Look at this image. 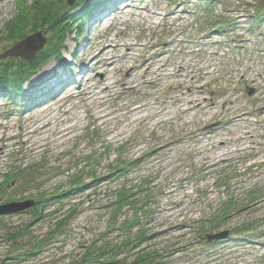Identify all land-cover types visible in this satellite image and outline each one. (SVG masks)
<instances>
[{"label":"rangeland","instance_id":"rangeland-1","mask_svg":"<svg viewBox=\"0 0 264 264\" xmlns=\"http://www.w3.org/2000/svg\"><path fill=\"white\" fill-rule=\"evenodd\" d=\"M35 1L0 2V56L38 33L45 38L41 52L59 40L54 28L35 32L33 22L22 28L26 37H11L7 26L20 4L30 11ZM62 1L69 11L81 2L70 8ZM84 6L73 11L62 60L43 66L18 103L0 92V207L33 203L1 213L0 233L26 230L21 250L46 241L42 253L20 264H77L103 249L109 264H134L138 256H145L141 264H264V0ZM107 47L116 57L110 88L80 96L87 74L103 76L93 71L92 57ZM162 52L153 69L165 65L167 77L143 82L146 67L131 77L132 66L159 61ZM138 107L139 115L130 113ZM41 118L45 128L25 144V127ZM222 140L232 150L251 149L203 165ZM92 175L102 180L95 185ZM79 181L83 194L48 201ZM120 196L127 202L120 205ZM217 235L224 238L207 242ZM8 245L4 237L0 260Z\"/></svg>","mask_w":264,"mask_h":264},{"label":"trees","instance_id":"trees-1","mask_svg":"<svg viewBox=\"0 0 264 264\" xmlns=\"http://www.w3.org/2000/svg\"><path fill=\"white\" fill-rule=\"evenodd\" d=\"M90 1L91 0H81V2L74 9H70V11L68 10L67 6H64V2L62 0H50V1L37 0L31 4V7H29L28 5L30 11H28V8L25 2L23 4H20V7L22 8L21 13L16 18L15 21L9 23L7 26V29L10 32V35L12 38H17L19 40V39L26 37L23 35L24 32L22 28L27 27L30 23L33 22V24L37 28L36 30H34L35 32L46 31L50 28H54L55 32H54L53 38L56 37L59 40L55 44L52 43L50 48L47 51L45 50L41 52L32 63H26V62L20 61L21 64L15 66L13 64L14 60L12 59H9L7 61L0 60V92L7 94L8 99L10 98L9 100H12L11 103H14V104L18 103L19 100L17 97H24L28 93V89L26 88L27 87L26 85H29V84L32 85V82H34V78H35L34 76L39 74L43 66L51 63L54 60L59 61L62 58V55L60 54L61 46L64 43V39H65L67 32H69L70 30V20H72L71 17L75 13L73 11H76L77 9L81 7H82L81 10H82L83 6L87 5L88 2ZM97 5H100V4H97ZM69 7L71 8V6ZM90 14H91V11H89L88 9L83 12L84 16L80 18L83 21V25H87L88 23L87 20L89 19ZM73 17H76V16H73ZM30 101H33V100H30ZM128 166L130 165L127 164V167ZM112 177H114V175ZM90 178L93 179L92 181L93 183H95V185L96 183L100 182V180H102V178H98L96 175H92ZM78 183L79 184H76V186L71 188L69 191L54 195L48 201H54L55 203L61 204L64 200H67L73 194H78V195L83 194L86 191L84 182L79 181ZM86 188L88 189L89 187L87 186ZM124 199H125L124 196H120V205L123 201L125 203L127 202ZM37 207L35 211L37 215L36 218L38 221V219L41 218V215L38 214L39 212H41V209H38L37 211ZM45 207L42 206V208H45ZM1 222L2 220H0V224ZM61 227H62V223L60 226H57L56 229H59ZM1 228L2 227H0V232H2L3 230ZM23 231L26 232V230H23ZM25 232H22L20 230V233L14 232V231H9L7 233L5 232L3 234L0 233V241H2V239H4L5 237L6 241L9 242L8 246L12 248L11 251L5 256V258H1L0 264L27 263V262L32 261V259L37 257L40 253H42L43 251L42 249L46 241H43L42 244L36 243L33 246V248L30 250H27V249L21 250L22 243H21L20 238L23 236L22 233H25ZM54 233L55 232H50L48 234L49 238L55 235ZM142 239H145V238L141 236L139 237L138 240L140 241ZM130 244H131V241H127L124 243V247H127ZM137 249L138 248H133L132 252L137 251ZM139 252H137L138 255L140 254ZM106 255H107L106 249L99 250V252L91 251V252L86 253L83 256V260L77 264H109L111 262L106 260L107 259ZM145 260H146L145 256H142L141 258L138 256L134 264L144 263Z\"/></svg>","mask_w":264,"mask_h":264},{"label":"bare ground","instance_id":"bare-ground-1","mask_svg":"<svg viewBox=\"0 0 264 264\" xmlns=\"http://www.w3.org/2000/svg\"><path fill=\"white\" fill-rule=\"evenodd\" d=\"M4 0H0V2H2ZM126 6H128L126 4ZM113 13V12H111ZM110 15V14H109ZM129 51H131V49H128ZM113 53V50H111L110 48H103L101 50V52L96 56V57H92V63H94L95 65L93 66V71L95 73H97L99 70H102L101 73L103 74V76H101V78L98 77V80L96 77H92L91 75L87 74L79 83V89H80V96H93V97H99L104 90L108 91V89L110 88V81L112 78V73L115 71L114 67V62H115V58L111 56ZM162 54H164L163 52L161 53V55L158 57L159 61H155L153 58L151 59H145L147 60L146 64L144 65H139V66H132L131 71H130V75L131 77L134 76L135 72L142 70V67H146L145 70L141 71V80L143 82H145V80L147 79V77H151V76H163V77H167L168 75H166L165 73L167 72L165 70V65H162L156 69H153V66L155 65V63H162L161 57ZM127 57L131 56V53L129 52L128 54H126ZM101 64H104L105 67L101 66L99 67ZM60 71V70H59ZM61 72V71H60ZM48 75V74H47ZM45 75V76H47ZM60 75V74H59ZM44 76V77H45ZM42 82L44 81H40L39 83L42 84ZM157 82V81H156ZM155 82V83H156ZM38 83V84H39ZM60 83V82H59ZM195 86L191 85L189 87V93L193 95V93L195 92ZM194 103L193 100H191L189 102V105H192ZM202 104L199 103L197 105V107H193L192 109H196V108H201ZM215 104L211 105V112L213 111V109H215ZM143 107L141 108H132L130 113L134 114V115H139L142 112ZM191 108L188 109L186 108L185 110H192ZM142 119V118H141ZM45 128V125H43V119H35L34 124L32 125H27V127H25V134H22L23 138L25 139V144L30 143V140L32 139V137H34V139L41 134V130H43ZM248 134V133H245ZM243 139V142L245 143V141L247 140L246 137H241ZM250 139V137H249ZM1 141V140H0ZM252 145V142L250 143ZM247 145V144H246ZM251 147H244L240 150H232L230 149L227 145L225 141H221V143H218V145L216 147H213L211 149L214 150V153H210L209 155H204L201 159V162L203 165H207L208 162H218L220 160L225 159V157H230L233 156L235 154H245L248 150H250ZM212 158V159H210ZM259 207H264V202L259 206Z\"/></svg>","mask_w":264,"mask_h":264},{"label":"water","instance_id":"water-1","mask_svg":"<svg viewBox=\"0 0 264 264\" xmlns=\"http://www.w3.org/2000/svg\"><path fill=\"white\" fill-rule=\"evenodd\" d=\"M76 1L77 0H70L69 6H73ZM36 35V37H29L25 41L19 42L16 47L0 56V60H9L16 58L26 63H32L41 53L45 45V38L42 36V34L38 33ZM31 206H33V203L14 204L12 206L8 205L5 207H0V215L1 213L8 214L24 211ZM222 238H224L223 235H217L214 237H209L208 241L212 242L214 240H220Z\"/></svg>","mask_w":264,"mask_h":264}]
</instances>
